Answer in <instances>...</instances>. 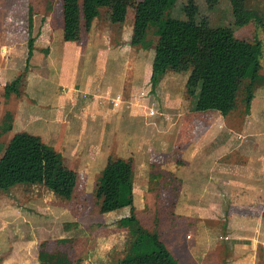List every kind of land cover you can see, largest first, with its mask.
I'll list each match as a JSON object with an SVG mask.
<instances>
[{
	"label": "rangeland",
	"instance_id": "374dc122",
	"mask_svg": "<svg viewBox=\"0 0 264 264\" xmlns=\"http://www.w3.org/2000/svg\"><path fill=\"white\" fill-rule=\"evenodd\" d=\"M139 1L129 0L124 25L113 23L109 7H105L91 32L83 27L79 40L65 41L62 0H0V132L4 122L8 126L0 137V149L17 132L40 135L62 152L65 165L79 174L72 200L57 197L42 184L0 189V264H41L40 252L45 250L66 252L72 264L77 260L115 264L123 258L129 232L119 221L130 215L131 208L100 213L93 193L110 155L133 159L139 220L159 232L180 264H249L255 258L256 248H235L223 235L221 214L229 207L227 200L218 205L210 199H187L190 192L195 196L204 191L196 189V182L189 183L192 173L181 169L179 161L183 160L175 148L181 139L193 138V133H205L207 138V123H211V131L220 124L216 120L222 117L220 113L194 109L197 99L187 88L204 83L207 92L217 27L233 26L230 0H220L213 7L207 0H177L167 16L191 23L190 41L196 47L187 52L180 71L168 70L155 88L152 77L159 32H151L145 45L128 44ZM248 5L256 12L264 11V0H248ZM33 37L34 54L28 59ZM232 38L261 40L264 74V22L259 25L252 20L235 27ZM22 74V92L6 97V84ZM124 87H130L131 92H125ZM95 88L101 92L96 93ZM110 98L120 104L112 112L118 103ZM242 98L243 92L237 109L225 117L224 128L214 141L223 145L234 135L238 142L230 145L227 141L221 160L214 158V162L221 161L220 172L226 174L234 169L233 162L240 166L251 160L264 165V86L257 90L250 114L245 112ZM152 106L155 115L150 114ZM199 148L186 149L183 155H191L193 150L197 157L192 154L191 158L197 163L207 153ZM210 148L208 153L213 154L218 146ZM198 149L200 154H195ZM211 161L201 165L209 167ZM201 167L194 176L203 182L204 176L210 175L202 172L208 167ZM229 174L224 176L232 179ZM247 178L249 175L242 179ZM225 181H216V194L225 195L219 184ZM261 181L264 186L263 175ZM207 207L211 214L205 213ZM206 226L215 227L216 232L208 236ZM261 262L264 264V255Z\"/></svg>",
	"mask_w": 264,
	"mask_h": 264
},
{
	"label": "trees",
	"instance_id": "16d2710c",
	"mask_svg": "<svg viewBox=\"0 0 264 264\" xmlns=\"http://www.w3.org/2000/svg\"><path fill=\"white\" fill-rule=\"evenodd\" d=\"M207 1L213 7V3L220 0ZM176 3L177 0H140L137 4L130 44L145 45L151 32H159L152 77L154 88L168 70L179 72L187 52L196 47L190 41L191 23L178 16H167ZM230 3L233 26L217 27L216 38L211 45L207 92L203 91L204 83L187 88L189 94L197 99L194 105L196 111L214 110L228 115L237 109L240 93L243 92L245 112L250 114L256 92L264 86L261 40L250 42L232 38L235 27L244 26L252 20L263 25L264 11L251 9L248 0H230ZM128 6L129 0H62L63 39L79 40L82 28L90 31L105 7H109L113 23H124ZM198 38L203 36L198 35ZM34 42L33 37L29 42L28 59L34 54ZM23 75L6 84V97L22 92L19 88ZM1 129L0 137L8 130L6 122ZM135 177L133 159L110 155L93 191L100 213L131 208L130 215L119 221V226L127 228L129 234L125 241L124 257L115 264H180L159 232L151 231L137 218ZM78 181V172L65 165L62 152L47 144L40 135L17 132L8 145L0 149V189L16 184H42L57 197L72 200L76 196ZM40 259L41 264H72L66 255L47 250L40 252ZM76 264H82V261L77 260Z\"/></svg>",
	"mask_w": 264,
	"mask_h": 264
},
{
	"label": "crops",
	"instance_id": "0c3cea01",
	"mask_svg": "<svg viewBox=\"0 0 264 264\" xmlns=\"http://www.w3.org/2000/svg\"><path fill=\"white\" fill-rule=\"evenodd\" d=\"M132 21H135V17H134V20H132ZM125 22H126V20H125ZM124 23H118V24L124 25ZM133 23L134 22H132V24ZM91 31H92V28H91L90 32ZM128 34H129V32H128ZM130 40H131V38H130ZM129 43H130V41L128 42V44ZM115 52H117V51H115ZM95 90H96V93L101 92L100 88L99 89L95 88ZM124 91L129 93V92H131V89H130V87H128V88L124 87ZM110 99L113 100V98H110ZM113 101H115V100H113ZM105 103H108V102L106 101ZM116 103H118V104L113 105V109L110 110L111 112L116 109V107L114 108L115 105H120L119 101ZM123 103L126 104L127 103L126 100ZM91 104L100 106L102 109L101 105H98V104L93 103V102ZM117 108H119V107L117 106ZM226 116H228V115H225V116L222 115V117L216 118V120L220 121V124L218 125V129L215 131H211V123H207V125H208L207 130L209 133L207 138H205V133L201 134L200 136L199 135L196 136V134L193 133V136H192L193 138H191V135L187 138H183V139H181V144H176V146H175V148H177L179 150V153H180L179 155L181 157L180 159L183 160V163L181 161H179V166L185 172H188L190 174L192 173V178L191 179L189 178V183H191V181L196 182V185L194 183L196 189L201 187L202 191H204L202 193L197 192V194L195 196H194L193 192H190L187 199H191V198H194L195 200L204 199L205 202L209 201V199H210L211 202H214V204H218V205L223 204V201L227 200L226 204L229 205V207L227 208V210L224 209L223 210L224 213L221 214V216L224 217L223 219L225 221L220 226V227H222V230L224 232L223 235L225 236L226 239L229 240V242L231 241L230 243L235 248H239V247L242 248L245 245H249L252 248H256L255 258H253V260H251V263H249V264H257L255 261H257L258 264H263L261 262V260H263V255H264V186H262L263 182L262 181L260 182V176H262V175L264 176V169H263L264 165H262V166L256 165V163L255 162L253 163L251 160L249 162H247V164L246 163L240 164V166H238L239 163L233 162L234 169H231L230 171L228 170L229 172L226 171L228 174L229 173L232 174V176H231V177H233L232 179L225 177L224 175H228L225 172H223V171L220 172L222 163H221V161L214 162V158H218L219 160H221V156L223 154V151L227 148V145H226L227 141L232 142V143H230V145H232V144L236 145L238 143L235 136L232 135V138L228 136L229 138L225 144H223V145H221L222 143L221 144H219V143L214 144V141L218 140V137L220 135V133L218 131L220 130L221 127L224 128V126L222 125V122H224V119ZM240 136L241 135H239V137ZM212 141H213V143H212ZM198 142H199V144H197ZM244 142L245 141L242 140L241 144H243ZM216 144H217L218 148H215L212 151L213 154L208 153V151H211L210 147H213V145H216ZM198 146H200L199 149H202L204 151L207 150V153H205L204 155H201V156H203L200 158L201 161L196 163L194 158L197 156H194V153L192 152L193 150L190 153L191 155H188V156L183 155L184 151L186 149H190L192 147L197 148ZM202 146H205V148H201ZM241 147H243V146H241ZM246 147H248L247 144H246ZM199 149L195 150V154H200L201 151ZM238 150H240V149H238ZM233 151H236V150L233 149ZM192 154L194 156L193 159L191 158ZM219 155H221V156H219ZM202 158H204V161L212 159V161L210 163L206 162L207 164H211V165H209V167L207 165L202 166L201 164L205 163L202 160ZM258 160H259V158H258ZM261 162L264 164V156L262 157ZM200 167L201 168L208 167L207 169H205L202 172L205 173V175H208V174L210 175L209 178H207V176H204L205 180H203V182L200 180L201 178L194 176V175H196L194 173H197V171L198 172L201 171ZM245 175H249V178H247V180L242 179ZM220 178L228 181V182L225 181V182L219 183L220 185L224 186V189H225L224 194L226 195V197H225V195L222 196V194L220 192H218L217 194H219V195H217L216 191H215V187L217 186L216 181H218V179H220ZM199 181H200V183H198ZM205 181H207V182H205ZM253 201H255V202H253ZM138 211H139V208L136 207V202H135V214H136L137 218L140 217ZM205 213L211 214L212 211L210 210V208L207 207V209L205 210ZM219 219H221V218H219ZM206 227H208V228L205 229V232L208 236H210L216 232L215 227H212V226L211 227L206 226ZM189 235L190 234H188V236ZM188 236H187V238H188ZM190 236L191 237L188 239L192 238V235H190ZM258 238L259 239L261 238V241H259ZM162 240L167 244L165 239H162ZM167 247L173 253V251L171 250V248L168 244H167ZM190 248L194 249V243H192L190 245ZM57 252L61 255H66L70 259L69 255L66 252H63V251H57ZM261 254H262V257H261ZM71 263H73L72 260H71ZM239 264H248V262L239 263Z\"/></svg>",
	"mask_w": 264,
	"mask_h": 264
},
{
	"label": "built area",
	"instance_id": "2783aa9c",
	"mask_svg": "<svg viewBox=\"0 0 264 264\" xmlns=\"http://www.w3.org/2000/svg\"><path fill=\"white\" fill-rule=\"evenodd\" d=\"M152 104H154V102H153ZM156 112H157V110L152 106V107L150 108V114H151V115H155ZM190 237H191V236L189 235L188 238H190Z\"/></svg>",
	"mask_w": 264,
	"mask_h": 264
}]
</instances>
